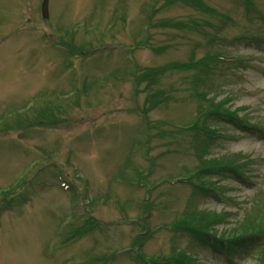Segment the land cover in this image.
Masks as SVG:
<instances>
[{
	"label": "rangeland",
	"instance_id": "rangeland-1",
	"mask_svg": "<svg viewBox=\"0 0 264 264\" xmlns=\"http://www.w3.org/2000/svg\"><path fill=\"white\" fill-rule=\"evenodd\" d=\"M41 1L0 0V264H264V0Z\"/></svg>",
	"mask_w": 264,
	"mask_h": 264
},
{
	"label": "water",
	"instance_id": "water-1",
	"mask_svg": "<svg viewBox=\"0 0 264 264\" xmlns=\"http://www.w3.org/2000/svg\"><path fill=\"white\" fill-rule=\"evenodd\" d=\"M42 15L44 18L49 17V0H43L42 3Z\"/></svg>",
	"mask_w": 264,
	"mask_h": 264
}]
</instances>
